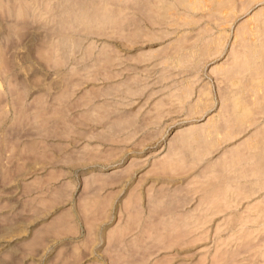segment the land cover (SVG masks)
Returning <instances> with one entry per match:
<instances>
[{"label": "rangeland", "instance_id": "obj_1", "mask_svg": "<svg viewBox=\"0 0 264 264\" xmlns=\"http://www.w3.org/2000/svg\"><path fill=\"white\" fill-rule=\"evenodd\" d=\"M133 1L0 0V264H264V86L244 91L245 81L262 75V63L251 60L248 70H242L247 61L241 66L238 52L246 40L242 35H264L258 22L264 0H236L234 8L227 0H206L191 10L175 0ZM159 2L174 6L180 15L170 11L169 20L161 22L149 10ZM68 16L73 25L67 24ZM149 32L164 36L149 40ZM59 36L64 48L74 44L64 54ZM211 37L217 39V53L208 58L188 62V51L185 57L175 53L176 45L186 41L192 55ZM164 48L174 50L166 61L165 52L158 55ZM235 65L242 69L232 74ZM112 71L122 73L111 77ZM135 71L141 92L131 97L127 111L137 108L136 122L128 114L114 116L119 119L113 117L105 127L94 121L63 125L66 118H81L103 103L113 107L114 100L126 95L124 80ZM94 72L98 78L91 79ZM233 76L239 79L236 86ZM117 85L121 91H110ZM182 87L190 92L184 94L183 106L178 102ZM106 88L108 98L99 95L78 107L88 92ZM235 90L248 105L245 120L229 111ZM160 105L170 110L160 115ZM212 135L220 143L209 149ZM121 172L126 177L113 183L99 179ZM89 179H95L94 187L87 185ZM162 220L170 227L166 231L157 229Z\"/></svg>", "mask_w": 264, "mask_h": 264}, {"label": "bare ground", "instance_id": "obj_2", "mask_svg": "<svg viewBox=\"0 0 264 264\" xmlns=\"http://www.w3.org/2000/svg\"><path fill=\"white\" fill-rule=\"evenodd\" d=\"M125 2H126V0H124ZM128 1V0H127ZM133 1V0H132ZM144 1V0H143ZM146 1V0H145ZM173 1V0H172ZM176 1V3L178 4V6H183V7H187L188 9L190 8V10L191 9H195V8H199V7H201V6H203L204 5V3H206L205 1L206 0H175ZM213 1V0H212ZM248 1H250V2H252V1H255V0H243V2H248ZM61 2V1H60ZM85 2V1H84ZM123 2V1H122ZM129 2H130V0H129ZM134 2V1H133ZM137 2H139V0H135V3H133V4H135L136 5V3ZM150 2H154L153 0H150L149 1V4H150ZM225 3L226 2H228V4H229V6L230 7H233L234 8V6H235V4H236V0H227V1H224ZM89 3V2H88ZM111 3H112V1H111ZM118 3V2H117ZM158 3V2H157ZM168 3V2H167ZM72 4V3H71ZM127 4H129L130 5V3H127ZM148 4V5H149ZM166 4V3H165ZM164 3H160L159 2V5L157 6V4H156V6H155V4H154V6H152V8H149V10L151 9L153 12L155 11L156 13H158L157 14V16H159V20L162 22V21H164L165 22V20H166V18L167 17H169L168 16V14H170V11H171V14L173 13V14H175V15H180L179 14V11H176V8L174 9V6H171V9L170 8H168V7H170V6H166ZM170 4V3H169ZM140 5V4H139ZM152 5V4H151ZM168 5V4H167ZM173 5V4H172ZM207 5H208V3H207ZM216 5V4H215ZM226 5V4H225ZM62 6V5H61ZM69 6H70V4H69ZM68 6V9H70V12H72V14H73V11H72V7L70 8ZM78 6V5H77ZM86 6V5H85ZM130 6H132V4L130 5ZM206 6V5H205ZM223 6V5H222ZM53 7H54V5H53ZM82 6H80L79 5V8H81ZM84 7V6H83ZM88 7V6H87ZM129 7V6H128ZM135 7V6H134ZM133 7V8H134ZM136 7H138V5L136 6ZM145 7V6H144ZM149 7H151V6H149ZM153 7H154V10H153ZM213 7V6H212ZM227 7V6H226ZM229 7V8H230ZM146 8H147V6H146ZM187 8H185V9H187ZM50 9V8H49ZM78 9V8H77ZM82 9V8H81ZM122 9V8H121ZM142 9V8H141ZM174 9V10H173ZM178 9V8H177ZM181 9V8H180ZM187 9V10H188ZM75 10V9H74ZM118 10V9H117ZM139 10V9H138ZM184 10V9H183ZM186 10V11H187ZM75 11H77V10H75ZM123 11V10H122ZM148 11V10H147ZM263 11V10H262ZM69 12V13H70ZM140 13H141V11H139ZM150 12V11H149ZM154 12V13H155ZM183 11H181V13H182ZM197 12V11H196ZM233 12H234V9H233ZM264 12V11H263ZM261 13V16H262V18H261V20L259 21V19H258V22L260 23V27L261 28H263L262 30H263V32H264V13ZM82 13V12H81ZM120 13V12H119ZM156 13L154 14L155 16H156ZM228 13V12H227ZM65 14V13H64ZM79 14H80V12H79ZM87 14H88V12H87ZM87 14H85V17H87ZM99 14V13H98ZM109 14V13H108ZM143 14H144V12H143ZM170 14V15H171ZM54 15V14H53ZM116 15V14H115ZM121 15V14H120ZM145 15H146V17H147V12L145 13ZM145 15H143V17H145ZM175 15H174V17H175ZM83 16V15H82ZM102 16V15H101ZM124 16V15H123ZM148 16H149V14H148ZM152 16V15H151ZM154 16V17H155ZM72 16H68V19H67V24L68 25H73V17L71 18ZM150 17V16H149ZM149 17H147V19L149 20L150 18ZM257 17H260V15L258 14V16ZM98 18H100V16L98 15ZM97 18V19H98ZM156 18V17H155ZM171 18V17H170ZM179 18V17H178ZM213 18H214V16H213ZM145 19V18H144ZM153 19V18H152ZM168 19V18H167ZM146 20V19H145ZM158 20V19H157ZM169 20V19H168ZM167 20V21H168ZM176 20V19H175ZM179 20H181V18L179 19ZM191 20V19H190ZM256 20V19H255ZM91 21H92V19H91ZM112 20L110 19V22H111ZM114 21V20H113ZM137 20L135 19V22H136ZM139 21V20H138ZM172 21V20H171ZM194 21V20H193ZM116 22V21H115ZM117 22H119V21H117ZM140 22V21H139ZM152 22V21H151ZM150 22V23H151ZM163 22V23H164ZM185 22V21H184ZM198 22V21H197ZM65 23V22H64ZM149 23V22H148ZM175 23V22H174ZM181 23H182V21H181ZM181 23H178L177 21H176V26L177 25H180L181 26ZM83 24V23H82ZM119 24V23H118ZM155 24V23H154ZM250 24V23H249ZM79 25V24H78ZM95 25V24H94ZM124 26H125V24H123ZM123 25H122V28H123ZM131 25V24H130ZM160 25V24H159ZM184 25V24H183ZM63 26H65L66 27V24L65 25H63ZM139 26V25H138ZM144 26V25H143ZM76 27V26H75ZM75 27H73V28H75ZM128 27V26H127ZM179 27V26H178ZM246 27V26H245ZM248 28H250L249 27V25L247 26ZM52 28V27H51ZM69 28H71V26L70 27H66V29H69ZM252 28V27H251ZM55 29H57V28H55ZM62 29V28H61ZM124 29H126L125 27H124ZM129 29V28H128ZM253 29V28H252ZM62 30H65L64 28L62 29ZM137 30V29H136ZM248 30V29H247ZM250 30V29H249ZM55 31V30H54ZM70 31H72V28H71V30H69L68 32H70ZM76 31V30H75ZM134 31V30H133ZM245 31H246V29H245ZM65 32V31H64ZM73 32V31H72ZM105 32V31H104ZM125 32H126V30H125ZM96 33V32H95ZM120 33V32H119ZM150 33V32H149ZM166 33V32H165ZM243 33H246V32H243ZM242 33V34H243ZM114 34V33H113ZM129 34V33H128ZM138 34V33H137ZM154 34V33H153ZM155 34H157V33H155ZM160 34H162V32L160 33ZM167 34V33H166ZM247 35H242V36H244V38L247 40V41H251V43L250 44H246V45H243V43H245V42H247L246 40H245V42L244 41H242V47H241V44H240V51H238V52H240V54H241V60H242V57H243V61L242 62H240L241 63V66L242 65H244V59H246L245 60V62L247 61V64L244 66V69H242V67L240 66V65H238V67H236V65L235 66H233L232 67V74H236V73H239L240 71H241V69L242 70H248V68L250 67V65H251V63H252V61L251 60H254V59H257L258 61H260L261 63H262V65L260 64V68H262V70L261 71H258V73H261L262 75L261 76H259V77H254V78H251L250 80H249V83H246V81H245V86H244V91L246 90V92L248 91H250L251 92V90L252 89H254L255 91H257V90H259V89H256V86L257 85H262V86H264V73H263V71H264V35H263V33L261 32V35H259V36H256V35H248V33H246ZM250 34V33H249ZM252 34V33H251ZM58 36V35H57ZM112 36V35H111ZM114 36H116V35H114ZM145 36V35H144ZM147 37H149L148 39L150 40V38H153V37H162L163 38V36H164V32H163V35H155V36H151V33H150V36L149 35H146ZM182 36V35H181ZM188 35H186V37H187ZM240 36V35H239ZM52 37V36H51ZM60 37V36H59ZM67 37H68V35H67ZM119 37V36H118ZM125 37H127V36H125ZM130 37V36H129ZM133 37V36H132ZM203 37V36H202ZM201 37V38H202ZM241 37V36H240ZM62 38H64L65 39V36H63ZM76 38V37H75ZM122 38V36L120 35V39ZM135 38V37H134ZM137 38L139 39H142L143 38V35H137ZM146 38V37H145ZM185 38V37H184ZM256 38V39H255ZM123 39V38H122ZM187 39V38H186ZM188 39H189V37H188ZM219 39V38H218ZM242 39V38H241ZM77 40V39H76ZM76 40H74V42H76ZM79 40V39H78ZM127 41L126 40V38H124L123 39V41ZM152 40V39H151ZM153 40H154V38H153ZM202 41H203V39H201ZM200 40V41H201ZM59 44H58V46H59V49H60V52L62 53L63 52V54H64V51L66 52V50H71L72 48L71 47H73V45L74 44H72V46H71V43H69L68 45H66V48H64V46H63V44L61 45L60 43H62L61 42V37L59 38ZM128 41H129V39H128ZM135 41V43H136V41H137V39L136 40H134ZM140 41V40H139ZM181 41H183V39L181 40ZM201 41V42H202ZM73 42V43H74ZM180 42V41H179ZM178 42V43H179ZM184 42H186V41H183V43L181 42V43H179V45H176V46H174V47H176L175 48V53H177V54H181V56H183L184 55V57H185V53H187V51H188V53H187V55H186V57H187V61H188V59L189 60H191V59H193V57H195L196 59H197V61H199V59L200 58H208V57H210V56H212V55H214V54H216L217 52L215 51V47H216V44H217V39L215 38V37H211V38H209V40H208V42L206 41V43H205V46H202L201 45V43H200V45H198L199 46V49H197V51H193V53H192V55H190L191 54V51H190V49H189V46H187V45H184ZM203 42H205V40L203 41ZM202 42V43H203ZM125 43V42H124ZM177 43V44H178ZM236 43V42H235ZM57 44V43H56ZM55 45V44H54ZM78 45V44H77ZM204 45V44H203ZM76 46V45H75ZM74 46V47H75ZM172 46V45H171ZM192 46H193V44H192ZM195 46V45H194ZM237 46V45H236ZM168 47V46H167ZM238 47V46H237ZM64 48V49H63ZM106 48V47H105ZM170 48H172V47H170ZM85 49V48H84ZM108 51H109V49L108 48H106ZM62 50V51H61ZM91 50V49H90ZM90 50H89V52H90ZM94 50V49H93ZM79 51V50H78ZM111 51V50H110ZM189 51H190V53H189ZM82 52V51H81ZM101 53L102 51H98V53ZM103 52H105V49L103 50ZM111 52H113V51H111ZM161 52H165L166 53V55L164 56L165 58H163V59H165V60H163V61H166V60H168L169 58H171L172 57V53L174 52V50L172 51L171 49H169L168 50V48H164V50H162V51H160L159 50V53H158V55H160V53ZM61 53H59V54H61ZM96 53V52H95ZM164 53V54H165ZM174 53V54H175ZM52 54H54V52L52 53ZM63 54H61L62 56H63ZM89 54H91V52L89 53ZM142 54H144V53H142ZM147 54V53H146ZM237 54V53H236ZM235 54V55H236ZM100 55V54H99ZM158 55H156L157 57H158ZM86 56H89L88 54L86 55ZM107 56V55H106ZM139 56V55H138ZM141 56V55H140ZM139 56V57H140ZM145 56V55H144ZM150 56V55H149ZM155 56V57H156ZM240 56V55H239ZM239 56H236V57H238L239 58ZM100 58H102L103 59V57H102V55L101 56H99ZM99 57H98V55H97V58L99 59ZM146 57V56H145ZM148 57V56H147ZM51 58V57H50ZM85 58H87V57H85ZM89 58V57H88ZM105 58V57H104ZM136 57H134V59H135ZM138 58V57H137ZM179 58V57H178ZM84 59V58H83ZM133 59V58H132ZM138 59H141V61H142V56L140 57V58H138ZM145 59H147V58H145ZM106 60H110V59H108V57H107V59ZM182 60H183V58H182ZM201 60V59H200ZM240 60V61H241ZM251 62H250V61ZM113 61V60H112ZM135 61L137 62V59H135ZM192 61V60H191ZM97 62V61H96ZM96 62H95V64H96ZM106 62V61H105ZM139 62V61H138ZM180 62V61H179ZM185 62H186V60H185ZM189 62V61H188ZM163 63V62H162ZM164 63H166V62H164ZM239 63V64H240ZM106 64V63H105ZM105 64H102V65H104V67L103 68H107L106 67V65ZM173 64V63H172ZM11 65V64H10ZM102 65H101V67H102ZM181 66H182V64H180ZM99 66V65H98ZM98 66H96V67H98ZM108 66V65H107ZM111 66H112V64H111ZM110 66V67H111ZM54 67V66H53ZM55 67H56V65H55ZM86 67V66H85ZM93 67H94V64H93ZM109 67V66H108ZM241 67V68H240ZM113 68V67H112ZM78 69V68H77ZM84 68H82V70H83ZM130 69V68H129ZM133 69L135 70V67H133ZM84 70H86V69H84ZM89 69L87 68V72H89L88 71ZM91 70H93L92 68H91ZM90 70V71H91ZM107 70H108V68H107ZM231 70V69H230ZM75 71V70H74ZM95 72H98L97 70H94ZM103 71V70H102ZM101 71V72H102ZM76 72H78L79 74H83V73H85V72H79V70L78 71H76ZM92 72V71H91ZM93 73L92 74V76H90L91 77V79H92V77L93 78H98V75H95V74H97V73ZM107 72V71H106ZM109 72V71H108ZM113 73H112V76L111 77H114V76H120L121 75V73H120V71H118L117 73H114V71H112ZM99 74H101L100 72H98ZM103 73H105V72H103ZM79 74H78V76H79ZM120 74V75H119ZM106 75H108V77H110V73L109 74H107L106 73ZM133 75H135V76H133L132 78L131 77H129V78H126V80H124L123 82H124V87L123 88H121V90L123 89V93H125L126 95H124V97L123 98H119V99H117V100H114L113 101V103L115 102V104H114V106L112 107L111 105H112V103L111 104H106L105 105V103H103L104 104V106H102V104L99 106H95V107H93L92 108V106H90V108H92V109H90V112H88L87 113V111L89 110V109H87V111L85 112V113H87V114H85V113H83V114H85V115H83V117H81V118H77V117H74L75 115H72L71 117V120H70V118H69V120L70 121H68L67 119L68 118H66L64 121H62L60 118H62L61 116H59V126H60V123H61V121L63 122V125L64 126H68V127H72V128H74L75 127V125L76 124H78V123H80V122H82L83 123V125H85V124H87V123H89L90 124V122L91 121H94V122H100V123H107V121L109 120H111L112 121V118L115 116L116 117V115H118V117L119 116H121V118L120 119H122L123 117L125 118V116L126 117H128V114L129 115H131L130 116V118L132 119V122L134 123V122H136V120H137V114H138V112H137V108L135 109L134 108V111L132 112V113H129V111H127V109L129 110V109H132V107L131 106H129L132 102H133V99L134 98H131L132 96H134V95H136V94H139L140 95V92H141V87L139 86V81H140V76H138L137 74H136V71H135V73L133 74ZM72 76V75H71ZM74 76V75H73ZM73 76H72V78H73ZM102 76H105V75H102ZM117 76V77H118ZM75 77H77L76 76V74H75ZM101 77V76H100ZM110 77V78H111ZM78 79L79 78H81V76L80 77H77ZM84 79H86V81L88 80V78H85V77H83ZM104 78V77H103ZM68 79H70L71 80V78L69 77ZM75 79V78H74ZM78 79H76L75 81H76V83H77V80ZM107 79V77L105 78V80ZM113 79V78H112ZM124 79V78H123ZM80 80V79H79ZM82 81H83V79H81ZM80 80V81H81ZM72 81V80H71ZM71 81H68L67 83L69 84V82H71ZM85 81V80H84ZM251 81V82H250ZM73 82V81H72ZM238 82H239V79H236L234 76L232 77V84L234 85V86H236V85H238ZM242 82V81H241ZM53 83H55V82H53ZM67 84V85H68ZM74 84V83H73ZM82 84V83H81ZM121 84H122V86H123V83L121 82ZM120 84V85H121ZM136 84H138V88L136 87L135 89H134V87L136 86ZM147 84V83H146ZM65 85V84H64ZM80 85V84H79ZM120 85H117V86H114L113 87V89H111L110 91H112L113 90V92H114V90L115 89H117V91H121V90H119L118 88H120ZM145 85V84H144ZM147 85H149V84H147ZM242 85H243V83H242ZM242 85L240 86V87H242ZM70 86V85H69ZM76 86V85H75ZM78 86V85H77ZM261 86V87H262ZM74 87V86H73ZM108 87H110V86H108ZM70 88H71V86H70ZM110 88H112V86L110 87ZM258 88V87H257ZM95 89V88H94ZM93 89V90H94ZM107 90L105 91H99V92H95L94 94H93V91H92V94L93 95H91V93H90V96H89V92H88V95H87V99H85V100H82V101H77L78 103H77V105H78V107H80L79 106V104L80 105H87L89 102H88V100L90 101L93 97H97V96H99V95H107V98H108V95L109 94H111V92L110 91H108V88H106ZM186 89V88H185ZM183 87H182V90L179 92V94H178V102L180 103V105L181 106H183V104H184V94H186V95H189V93L190 92H187L186 90H185ZM68 90H69V88H68ZM96 90H99V89H96ZM238 91H239V93H241L242 91H243V89L240 91V89H238ZM237 90H235V91H232V96L230 95V97L232 98V104H231V106L229 107V111H231V113H235V115H237V117H238V119L239 118H244V120H245V117H247V116H249V113H250V111L248 110V105L246 104V102L245 101H243V102H245V103H242V101L240 100V95L238 96L237 95V92H238ZM72 92V91H71ZM85 92H87V91H85ZM90 92H91V90H90ZM263 94V95H262ZM261 95V98L263 97L264 98V89H263V93H262ZM83 95H86V93L84 94H82V98H84L83 97ZM114 95V94H113ZM138 95V96H139ZM249 95V94H248ZM110 96V95H109ZM112 96V95H111ZM79 98H81L80 96H78ZM101 97V96H100ZM114 97V96H113ZM208 97V96H207ZM67 98V97H66ZM66 98H65V100H66ZM81 98V99H82ZM99 98V97H98ZM69 100H70V98H69ZM69 100H68V102H69ZM74 100V99H73ZM77 100H79L78 98H77ZM231 100V99H230ZM92 101H93V99H92ZM261 101H264L263 99H261ZM66 102V101H65ZM72 102V101H71ZM106 102V101H105ZM108 102V101H107ZM135 102V101H134ZM70 103V102H69ZM162 103V102H161ZM262 103V102H261ZM96 104H98L97 102H96ZM134 104V103H133ZM136 104V103H135ZM142 104H144V103H142ZM156 104V103H155ZM158 104V103H157ZM244 104V105H243ZM66 105V104H65ZM74 105H76L75 104V101H74ZM77 105H76V107H77ZM94 105V104H93ZM263 105H264V103H263ZM158 106H159V104H158ZM63 107V106H62ZM71 108L73 107V105L71 104V106H70ZM114 107H116V108H122L123 107V109H124V107H125V110L124 111H121L120 113H119V111H117L116 112V110H115V108ZM166 108V106L164 105V106H162L161 107V105H160V108ZM61 108V107H60ZM139 108V107H138ZM155 108H156V105H155ZM161 109V111H162V113H160L161 111L159 110V113H160V115H164V113L165 112H168L166 109ZM67 109H70L69 107L68 108H66L65 107V111L67 110ZM168 109V108H167ZM255 109V108H254ZM62 110H64V107L62 108ZM80 110V109H79ZM251 110H253L252 109V107H251ZM256 110V109H255ZM257 110H259V109H257ZM264 110V109H263ZM60 111V110H59ZM58 111V112H59ZM68 111V110H67ZM147 111V110H146ZM84 112V111H83ZM256 111H254V113H255ZM61 113V112H60ZM79 113V112H78ZM158 113V112H157ZM159 113H158V115H159ZM62 114V113H61ZM142 114V113H141ZM77 115H79V114H77ZM80 115H81V113H80ZM155 115H157L156 113H155ZM65 116H67V115H65ZM82 116V115H81ZM123 116V117H122ZM230 116V115H229ZM114 117V118H115ZM158 117V116H157ZM109 118V119H108ZM129 118V117H128ZM140 118H142L143 119V121L145 122V119H144V116H143V114H142V116L140 117ZM229 118V117H228ZM252 118V117H251ZM53 119V118H52ZM116 120H118L119 118H115ZM157 119L160 121V118H156L155 119V122H157ZM230 119H231V116H230ZM248 119V118H247ZM255 119V118H254ZM115 120V121H116ZM141 120V119H140ZM48 121H49V119H48ZM71 122L70 124H65V122ZM108 121V122H109ZM115 121L113 120V122L111 123L112 125L114 124L115 125ZM120 121V120H119ZM225 121V120H224ZM49 122H54V121H49ZM141 122V121H140ZM239 122V121H238ZM55 123V122H54ZM53 123V124H54ZM81 123V124H82ZM227 123V122H226ZM225 123V124H226ZM246 123V122H245ZM58 124V123H57ZM57 124H54L55 125V127L56 126H58ZM93 124V123H92ZM101 124V125H102ZM139 124V123H138ZM141 124H143V125H145L144 123H141ZM243 124V123H242ZM52 125V124H51ZM80 125V124H79ZM125 125H126V123H125ZM137 125V124H136ZM143 125H140V126H143ZM222 125V124H221ZM233 125V124H232ZM244 125V124H243ZM247 125V124H246ZM245 125V126H246ZM62 126V125H61ZM76 126H78V125H76ZM88 126V125H87ZM103 126L105 127V125L103 124ZM130 126V125H129ZM138 126V125H137ZM137 126H135V129L137 128ZM244 126V127H245ZM230 127H231V125H230ZM60 128V127H59ZM93 128V127H92ZM125 128H126V126H125ZM128 128V127H127ZM130 128V127H129ZM223 128L225 129V126H224V124H223ZM229 128V127H228ZM233 128V127H232ZM240 128V127H239ZM238 128V129H239ZM88 129H89V127H88ZM91 129V128H90ZM94 129V128H93ZM92 129V130H93ZM107 129V128H106ZM112 129V128H111ZM118 129V128H117ZM124 129V128H123ZM134 129V128H133ZM218 129V128H217ZM231 129V128H230ZM241 129H243L244 130V128L242 127ZM54 130V129H53ZM114 130H115V127H114ZM208 130V129H207ZM55 131H56V129H55ZM78 131V130H77ZM77 131H75V132H77ZM90 131V130H89ZM88 131V132H89ZM117 132H118V130H116ZM119 131H121L120 129H119ZM202 131V130H201ZM211 131V130H210ZM219 131V130H218ZM217 131V133H219ZM225 131V130H224ZM233 131V130H232ZM231 131V132H232ZM234 131H236V127H235V130ZM242 131V130H241ZM53 132V131H52ZM60 132V131H59ZM91 132V131H90ZM92 132H94V131H92ZM92 132H91V134H92ZM112 132H114V131H112ZM105 133V132H104ZM121 133V132H120ZM212 133H213V131H212ZM224 133V135H226V132H223ZM237 133V132H236ZM239 133H240V131H239ZM84 134V133H83ZM86 134H87V132H86ZM96 134V133H95ZM94 134V135H95ZM97 134H98V132H97ZM116 134V133H115ZM235 133H233L232 135H234ZM238 134V133H237ZM90 135V134H89ZM84 136V135H83ZM118 136V135H117ZM222 136H223V134H222ZM228 136H229V134H228ZM86 137V136H85ZM88 137V136H87ZM92 137V136H91ZM107 137H108V135H107ZM130 136H127V138H129ZM184 137V136H183ZM186 137V136H185ZM212 140H211V142H210V144H209V147L206 145L205 147H208L209 149H211L212 147H214L216 144H217V138H215L214 137V135H212ZM219 137V136H218ZM225 137V136H224ZM227 137V136H226ZM233 137V136H232ZM112 138V137H111ZM206 138V137H205ZM220 138V137H219ZM72 139V138H71ZM182 139V138H181ZM188 139V138H187ZM186 138H185V140H187ZM208 139V138H207ZM228 139V138H227ZM103 140V139H102ZM223 140V139H222ZM184 141V140H183ZM207 141V140H206ZM209 141V140H208ZM219 141V140H218ZM221 141V140H220ZM76 142V141H75ZM174 142H175V140H174ZM173 142V143H174ZM72 143H74L73 141H72ZM207 143V142H206ZM220 143V142H219ZM218 143V144H219ZM172 144V143H171ZM217 144V145H218ZM243 146V145H242ZM264 146V145H263ZM246 147V145L244 146V148ZM215 148V147H214ZM213 149V148H212ZM238 150V149H237ZM242 150H244V149H241V151ZM248 150V149H247ZM263 150H264V148H263ZM212 151V150H211ZM210 151V152H211ZM246 151V150H245ZM237 152V151H236ZM240 152V151H239ZM242 152H244V151H242ZM247 152V151H246ZM249 153V152H248ZM81 154V153H80ZM234 154V153H233ZM238 154V153H237ZM228 155V154H227ZM242 155V154H241ZM240 155V156H241ZM188 156H190L191 157V155H188ZM184 157H186V155H184ZM80 158V157H79ZM194 158V157H193ZM236 158H238V157H236ZM240 158V157H239ZM81 159V158H80ZM222 159H223V157H222ZM190 160V159H189ZM223 161V160H222ZM184 163V162H183ZM223 163V162H222ZM187 167H189V165H187ZM187 167L185 166V168L187 169ZM257 167V166H256ZM192 168V167H191ZM215 169V168H214ZM250 169V168H249ZM179 170V169H178ZM183 170H185L184 169V167H183ZM129 172V171H128ZM125 174H123L122 172L121 173H116V174H112V175H108V176H106V177H104V178H102V176H100L99 177V179H101L102 180V182L103 183H113V181L115 182V181H119L120 179L122 180V178H124V177H126V172H124ZM125 175V176H124ZM124 176V177H123ZM95 179H89L88 180V184L87 185H89L90 184V186H93V184H94V181ZM106 183V184H107ZM255 183V182H254ZM260 184V183H259ZM94 187V186H93ZM93 187H91V188H93ZM248 187V186H247ZM247 187H246V189H247ZM90 188V189H91ZM254 191V190H253ZM254 193V192H253ZM160 194V193H159ZM158 194V195H159ZM157 195V199L159 198V196ZM162 195V194H161ZM186 195V194H185ZM230 195V194H229ZM154 196V195H153ZM181 196H182V194H181ZM189 196V195H188ZM231 196V195H230ZM151 197V196H150ZM155 197H156V194H155ZM133 198V197H132ZM184 198V197H183ZM110 199V198H109ZM111 200H113V199H111ZM181 200V199H180ZM176 201V200H175ZM227 202H228V200H226ZM231 201V200H230ZM169 202V201H168ZM177 202H178V200H177ZM181 202V201H180ZM184 203V202H183ZM187 203V202H186ZM164 204V203H163ZM180 204V203H179ZM134 205V204H133ZM160 205H161V203H160ZM174 205V204H173ZM173 205H172V207H173ZM175 207H176V205H174ZM228 206V205H227ZM163 207L165 208V204L163 205ZM167 207H169V204H168V206ZM171 207V208H172ZM181 208H182V206H180ZM183 207H184V204H183ZM216 207V206H215ZM214 207V208H215ZM217 207H218V205H217ZM229 207H230V204H229ZM131 208V207H130ZM134 208H135V206H134ZM160 208V211L161 210H163L161 207H159ZM178 208H179V206H178ZM177 208V209H178ZM213 208V207H212ZM132 209H133V206H132ZM209 209V208H208ZM219 209V208H218ZM149 210V209H148ZM157 210V209H156ZM159 210V209H158ZM158 210L156 211V212H158ZM165 210V209H164ZM173 210V209H172ZM167 211V209L165 210V212ZM212 211V210H211ZM214 211L216 212V210L214 209ZM162 212V211H161ZM169 212V211H168ZM207 212V211H206ZM213 212V211H212ZM212 212H210V213H212ZM214 212V213H215ZM108 212H106V214H107ZM159 213V212H158ZM163 213H164V211H163ZM166 213H164V214H162L163 216L165 215ZM207 214V213H206ZM153 215V214H152ZM155 215H156V213H155ZM155 215H153V216H155ZM160 216H161V214H159ZM110 216V215H109ZM158 216V215H157ZM166 216V215H165ZM167 216H168V214H167ZM207 216H209V215H207ZM149 217V216H148ZM162 217V216H161ZM258 218V217H257ZM140 219V218H139ZM150 219V218H149ZM161 219H163V217L161 218ZM205 219V218H204ZM153 220H154V217H153ZM152 220V221H153ZM156 220V219H155ZM169 221V219H167L166 218V221ZM261 220V219H260ZM206 221H207V219H206ZM56 222V221H55ZM136 222V221H135ZM144 222V221H143ZM156 222H157V220H156ZM162 222V223H161ZM161 222H159V225H160V223H161V225L162 224H164V222H163V220L161 221ZM61 223V222H60ZM139 223V222H138ZM53 223H51V225H52ZM167 224H168V222H167ZM166 224V225H167ZM143 225V224H142ZM158 225V228L157 229H160L161 230V228H159V227H165V225L163 226H159ZM140 226V225H139ZM144 226H145V224H144ZM147 226V225H146ZM157 226V225H156ZM135 227H136V225H135ZM154 227H155V225H154ZM166 228H170V227H165V230L164 229H162V231L161 232H163V230L164 231H166L167 229ZM18 229V228H17ZM44 229V228H43ZM55 230V229H54ZM154 230V229H153ZM97 231H98V229H97ZM127 231V230H126ZM125 231V232H126ZM59 232V231H58ZM56 233V232H55ZM96 233V232H95ZM98 233V232H97ZM166 233H168V232H166ZM101 234V233H100ZM151 237V236H150ZM149 237V238H150ZM92 238V237H91ZM179 239H180V236H179ZM182 239V238H181ZM176 240H177V237H176ZM97 241V240H96ZM156 242V241H155ZM95 243V242H94ZM178 243H179V241H178ZM153 245H155L154 243H152ZM166 244V243H165ZM157 245H158V243H157ZM157 245H156V247H157ZM93 246V245H92ZM178 246H179V244H178ZM150 247V246H149ZM154 247V246H153ZM158 247H160V244L158 245ZM163 247H164V244H163ZM170 247V246H169ZM151 248H152V246H151ZM149 249V248H148ZM156 249V248H155ZM157 250V249H156ZM236 253V252H235ZM235 253H233V255L235 254ZM237 254V253H236ZM258 256V255H257ZM261 256V255H260ZM136 257V256H135ZM141 259V258H140ZM144 259V258H143ZM258 259V258H257ZM261 259V258H260ZM142 262V261H141ZM143 262H145V261H143ZM130 263V262H129ZM128 263V264H129ZM142 264V263H141Z\"/></svg>", "mask_w": 264, "mask_h": 264}]
</instances>
